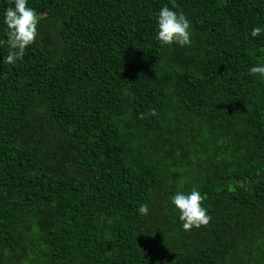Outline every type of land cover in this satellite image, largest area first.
Wrapping results in <instances>:
<instances>
[{"label":"trees","instance_id":"16d2710c","mask_svg":"<svg viewBox=\"0 0 264 264\" xmlns=\"http://www.w3.org/2000/svg\"><path fill=\"white\" fill-rule=\"evenodd\" d=\"M175 3L190 46L156 40L171 0H28L6 64L0 0V264H264V0Z\"/></svg>","mask_w":264,"mask_h":264},{"label":"clouds","instance_id":"9594fccd","mask_svg":"<svg viewBox=\"0 0 264 264\" xmlns=\"http://www.w3.org/2000/svg\"><path fill=\"white\" fill-rule=\"evenodd\" d=\"M173 8L164 6L157 15V35L156 40L161 46L179 45L180 47L190 46L192 43L190 22L183 12L174 11L177 8L175 0H171ZM13 6L5 9L4 24L6 25V43L8 45V54L3 60L6 64H15L22 61L25 51L35 43L38 36L39 16L34 9L27 6L28 0H12ZM264 31L261 27L253 28L252 37H257ZM253 76H259L264 80V65L253 66L249 69ZM157 115L154 108L146 113L140 114V119L147 116ZM204 197L193 189L189 194L177 192L172 198L171 203L179 211V220L182 222L184 231H191L193 228L208 226L211 216L207 210L202 207ZM138 212L142 216L149 214L147 204H141Z\"/></svg>","mask_w":264,"mask_h":264}]
</instances>
